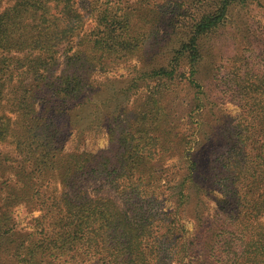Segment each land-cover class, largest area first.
<instances>
[{"label":"trees","instance_id":"1","mask_svg":"<svg viewBox=\"0 0 264 264\" xmlns=\"http://www.w3.org/2000/svg\"><path fill=\"white\" fill-rule=\"evenodd\" d=\"M8 2L6 7L0 0V138L13 140L20 159L0 153V260L264 264V233L253 231L264 221V25L255 31L250 18L255 8L264 11V0H170L168 6L156 0H92L87 16L78 0ZM240 17L248 24L244 28L237 24ZM89 18L94 26L87 30ZM175 20L180 24L173 28L180 32L171 39L167 23ZM207 44L218 54L226 44L211 80L218 99L236 103L240 113L224 124L221 138L202 157L206 187L198 192L203 197L193 215L212 217L202 218L203 225L195 218L199 257L178 217L190 199L194 170L180 187L178 215V210L153 213L143 203L128 216L111 200L91 199L86 189L101 179L123 196L131 191L138 199H158L162 190L151 185L148 164L167 159L173 148L160 147L154 156L153 134L170 126L171 146L185 142L174 141L175 127L184 107L190 114L204 108L196 76ZM228 49L249 55L232 58ZM134 59L142 69L128 82L97 79ZM143 83L148 95L112 110L115 95ZM7 113L17 115L14 130ZM99 123L107 129L106 149H65L74 129L83 133ZM50 181L69 191L65 217L55 220L52 231L48 218L56 205L41 191ZM205 194L215 198L212 214L206 212ZM19 205L41 212L34 232L16 229L13 209Z\"/></svg>","mask_w":264,"mask_h":264},{"label":"rangeland","instance_id":"2","mask_svg":"<svg viewBox=\"0 0 264 264\" xmlns=\"http://www.w3.org/2000/svg\"><path fill=\"white\" fill-rule=\"evenodd\" d=\"M156 1L160 4H166L167 6L170 4V0ZM78 2L80 3V8L83 10V13L91 10L90 4L92 0H78ZM135 2H137V0H130V4H134ZM5 3L6 4H4V6L7 7L9 4L8 0H5ZM263 13L264 11H262L261 9L255 8L253 13H251V17L249 16L251 18V24L253 25V29L255 31H257V28H259L261 25H264ZM84 14L86 15L87 13ZM237 19L238 26L244 28L248 25L242 17ZM177 21L178 20H175L172 23H167V25L171 24L172 27H170V29H172V31L174 32L171 35V39L176 37L175 33L180 32L179 27L173 28V25L179 26L180 23ZM93 26L94 23H92V19L89 18L87 21L86 29L89 30ZM256 49L258 48L256 47ZM227 52V54L232 58L238 56L239 58H242L243 55H249V53H246L245 50L242 52V54L240 52L238 54L236 53V51L230 49H228ZM225 53L226 44L219 54L214 51L211 44L206 45L205 58L204 61H202V63L200 64L199 74L198 76H196L197 81L202 87L203 94L200 96L204 100V108L196 111L193 114H190V111L187 110L186 107H184L179 125L177 124V126L175 127L177 137H175L174 139V141H179V139L184 138L185 142L183 143V145L180 148L179 145L175 147L171 146L173 142V136L170 133V131L172 130L170 126L166 130L157 129L153 134V136H155V138L157 139L154 141V146H152L154 156L158 155L159 150H161L160 147L168 146L173 148L172 151L170 150L171 152L169 151L170 155L167 159H163L159 162L153 161L148 164L150 168L148 170L154 173V178L152 177V180L150 181L151 185L155 184L156 187H160L159 190H162V194L158 197L157 200L153 198L154 196L147 195L142 196L141 199H138V197L133 195L131 191H127L126 196H123L116 188H111L108 184H104L103 180L101 179L89 182V185H87L86 189L87 196L91 199H105L107 201L111 200L121 210H126L128 216H133L134 213L136 214V212H138V207L143 203L148 208V210L153 211V213H169L178 210L176 212V214L178 215L180 206V196L178 193L180 191V187L184 183H189L188 173L190 170H194V182L189 189L190 199L186 204L181 206V208L183 209V214L181 216L179 215L178 217L181 218L186 224V241L192 240L195 242L193 248L198 252L199 257L202 252V248L200 249L199 247V245L202 244V239L201 236H197L195 230V218H198V222L200 219V224L203 225L206 220L202 218L211 219L212 217L193 215L195 204H201L200 199L202 200L203 197V193L200 194L198 192H202V190L206 187V179L204 178L205 173H203L204 163L202 166L203 168L201 167V163L203 161L202 157L206 153V151H208V146H210V143L212 141H215L218 137L221 138L224 124L240 113V108L236 103L230 102L228 100L226 101L224 98L218 99V97L216 96L217 90L213 84V81L211 80L212 77L210 74L212 73V70L217 65H221V57L222 54L226 56ZM216 56L218 57L216 58ZM59 57L61 60L60 62H62L60 64L62 67V53L59 54ZM255 62L259 63L260 60L256 59ZM139 69H142L141 65H139L138 61L134 59L126 65L120 66L111 72H108L106 74H98L97 79L99 81L108 80L109 83H117V81L128 82L129 79L133 78L136 75V72ZM120 79L123 81H121ZM149 91L150 90L148 85L143 83L138 89L134 90L133 88L128 94L122 93L119 94V96L115 95L112 110L114 107L116 110L122 109L127 105L128 107H130L138 95H148L147 93ZM6 116L11 124L10 128L13 130L16 129L15 123L17 122V115L7 113ZM132 120L133 121L130 122L135 125V122L137 121L136 116H134ZM99 124L101 125H98V127H96L97 124H94L92 129H89L87 131L85 130V132L83 133H81V130H79L78 128L74 129L64 146L65 149H67L68 151L79 150L92 153L98 152L102 149H106L109 145L107 129L105 128L103 123ZM142 126L143 122L141 124V127ZM189 141L191 142V144L189 143ZM0 153L10 155L17 160L20 159L19 149H17L16 144L13 143V140H11V138H8L6 141H3L0 138ZM200 155L201 161H198ZM191 157L193 158L192 161H190ZM193 162H196L197 164L196 169L191 167ZM49 183L46 182L41 191L43 193L46 192V200H49V202L52 201V203L56 205L52 209V214H50L48 218V229L52 231L54 229L52 225L54 224L55 220H60L61 218L65 217L63 216V198L64 195L69 191L67 189H64L63 185L59 182L50 181ZM159 190L157 192H160ZM218 195L220 196V194ZM205 196L206 197L204 198V202L207 206L206 212L212 214L213 209L216 207L215 198L210 194H205ZM60 207L63 209L62 212H60ZM13 210L16 229L23 232H34L36 227L34 219L40 217L41 212L37 210L31 211L24 205H19ZM253 227V231L255 234L264 233V221L262 223H255ZM6 257L0 260V264H12L11 260ZM162 263L175 264V262L171 263L170 259H168L167 261L162 260ZM70 264L100 263L96 262L95 260L92 261L81 259L78 262Z\"/></svg>","mask_w":264,"mask_h":264}]
</instances>
